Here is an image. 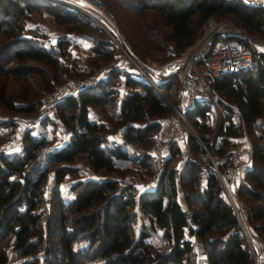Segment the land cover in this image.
Returning <instances> with one entry per match:
<instances>
[{"label":"trees","instance_id":"trees-1","mask_svg":"<svg viewBox=\"0 0 264 264\" xmlns=\"http://www.w3.org/2000/svg\"><path fill=\"white\" fill-rule=\"evenodd\" d=\"M136 3L139 13L152 12L154 24L168 28L159 36L162 42L159 48L172 43L173 56L196 41L200 28L211 15L228 16L231 26L264 36L263 11L244 5L240 0H136ZM42 8L49 9L54 22L66 31L91 40L92 55L87 56L93 68L90 73L119 53L94 21L66 6L48 0H0V37H3L0 74L21 79L16 99L5 97L3 87L0 88V104L5 109L36 113L41 93L64 78L59 55L68 54L69 37L46 47L28 35L32 31L24 27V17ZM252 56L257 58L253 72L249 66L234 76L216 77L212 81V88L227 114L226 123L215 136V140L219 139L217 146L207 143L208 137L203 131L208 124L196 118L205 116L206 105L196 103L186 113L211 150L225 181V169L231 163L230 148L234 146L232 138L241 131L240 125L231 120L234 106L240 110L242 121L249 125L264 114V53L251 48V61ZM121 75L114 71L76 95L64 97L58 106L57 118L71 131V136L63 146L43 154L44 168L37 166L42 161L40 150L45 141L29 131L22 137L20 153L0 156V264L7 260L8 246L14 248L19 257H29L25 264H39L34 255L45 245L46 239L44 212L38 207L43 202L41 190L49 166L55 171L56 184L67 173H80L78 166H72L78 157L94 171L125 175L128 168H117L113 162L114 158L124 157L120 147L102 145L107 132L121 131L125 137L141 139L149 146L158 118L172 111L146 81L127 73L123 74L126 93L118 100V90L113 85H117ZM235 81L237 86L233 85ZM165 86L168 94L172 92L176 99L175 79ZM88 104L99 106L103 115L90 118ZM106 112L108 114H104ZM132 121L146 125L137 129L131 125ZM187 144L190 155L196 157L200 145L194 134L187 135ZM251 151L252 165L243 173L237 196L247 207L246 216L241 219L249 236L264 243V141L253 142ZM200 156L206 159L203 152ZM179 159L180 150L173 140L170 155L152 190L136 192L132 182L118 187L116 179L87 178L72 183V195L61 203L58 219V240L63 254L60 256L52 247L44 246L43 259L49 261L47 255H51L65 260L66 264H84L78 257L80 252L73 247V241L82 235L87 239L86 253L91 252V257L98 260L96 264H187L190 252L189 240L184 238L187 230L204 241L214 264H253L248 236L220 179L210 170L202 182L200 167L186 162L179 170ZM139 163L150 175L152 167L147 154L142 155ZM178 173L188 210L182 209L178 202ZM237 210L240 213L239 207ZM138 217L142 223L136 227ZM157 228L163 230L165 243L158 237L155 242L150 240Z\"/></svg>","mask_w":264,"mask_h":264},{"label":"built area","instance_id":"built-area-1","mask_svg":"<svg viewBox=\"0 0 264 264\" xmlns=\"http://www.w3.org/2000/svg\"><path fill=\"white\" fill-rule=\"evenodd\" d=\"M51 1L69 7L94 21L116 44L119 53L86 77L73 82L72 88H69L71 83L64 82L44 92L39 100V108L33 116L13 121L11 130L0 142V156L18 151L22 146V137L27 131L31 135L44 139L42 150L46 153L66 144L71 132L64 131L58 125L60 121L57 118V111L60 102L66 95H76L79 91L106 79L112 72L119 71L123 79L125 76L123 74L127 73L131 77L146 81L158 96L167 101L172 108L173 117L168 122L164 121V117L158 118V127L151 133V143L146 148H143L141 139L127 138L124 135H109L107 144L119 146L124 154L123 158L136 164L139 163L143 154H147L152 167L147 184H154L169 157L171 142L178 139L181 166L183 167L186 162L197 164L200 167L199 178L202 182L211 170L224 186V178L217 167L216 159L188 120L186 113L196 103L205 104V116L196 118L208 125L210 118L217 119L214 133L208 138L207 143L215 139L224 122V111L218 95L212 88V81L216 77L234 76L247 69L251 63V48L256 38L237 27H226L217 20L215 15H211L202 25L200 36L180 54L161 62H143L116 40L114 34L117 32V25L114 16L101 0ZM240 1L244 5L260 8L264 16V0ZM172 79L176 81V103L169 99L165 86ZM131 125L134 128L143 129L146 124L136 121ZM189 133L194 134L200 145V152L196 157H192L189 153L187 144ZM104 144L105 142L102 143ZM202 152L206 155V159L201 158ZM119 159L121 158H114V161ZM45 163L46 161H42L38 168H44ZM251 165L252 151L242 144H235L231 149V163L225 169V176L227 178L240 176ZM51 177L55 181L54 170ZM177 179L179 180V173ZM188 240L190 252L187 264H214L206 252L204 241L195 232L190 234ZM252 255L253 264H263V261L257 263L254 252Z\"/></svg>","mask_w":264,"mask_h":264},{"label":"rangeland","instance_id":"rangeland-1","mask_svg":"<svg viewBox=\"0 0 264 264\" xmlns=\"http://www.w3.org/2000/svg\"><path fill=\"white\" fill-rule=\"evenodd\" d=\"M48 1L52 3H56L51 0H48ZM101 1L105 5V7L114 16V20L117 25V32L114 34V37L116 38L117 41H119L123 45V47L126 50H128V52H130L136 58L143 60L144 62H154V61L161 62L167 58L173 57L172 43H167V45L164 46V48L162 49L159 48L160 45L162 44L160 37L163 35V31L167 30L168 28H162L160 26H156V24H154L155 20L153 19L152 12L145 10L139 13V9H138L139 5L138 3H136V0H101ZM216 17H217V20L223 23L226 27L231 26L228 16L227 17L216 16ZM24 27L32 31L28 33V35L35 38L38 44L40 43L44 44L46 47L55 45V43L61 38L69 37L70 39V43L68 45L66 44V48H67L66 50L68 51V54L59 55V58L63 61L62 64L64 65V69H63L64 78L63 80L53 82V85L51 88H54L55 86L61 83H64V82H67V83L77 82L78 80L90 74L93 68H92L91 63L87 60V56L84 58V60L79 61L72 57V54H73L72 52H80V53L82 52L83 54L85 48L88 45L89 47H91L92 45L91 40L81 35H74L72 32L66 31L63 26L57 25L54 22L52 13L49 9L46 10L42 8L38 12L28 13L24 17ZM241 30L245 31L247 34L252 35L256 38L254 45L252 47L254 51L259 52V53H264V36L258 33H250L244 29H241ZM201 32H202V27L199 30L198 37L200 36ZM76 38H80L81 40L80 42L82 45H80V43L77 41ZM1 40H3V37H0V41ZM114 46L117 47L115 43H114ZM91 55H92V52L88 56H91ZM256 65H257V58L256 56H252V61L250 65L252 72L254 71ZM30 76H34V75H30ZM118 84L119 83H117V85L115 84L113 85V86H116L117 90H118ZM233 85L237 86L238 82L235 81ZM1 87H3V90L5 92V97L7 98L12 97L13 99H16L21 90V79H14L12 77H4L3 75L0 74V88ZM43 93H41V95L38 97L39 99ZM117 93L119 94V91H117ZM117 96L119 100L120 97L119 95ZM169 99L173 103L177 102V98L176 99L174 98L172 92L169 93ZM225 99L227 100L226 96H225ZM234 108L235 110L231 113V120L233 121V123L239 124L241 128V131L239 132V134L234 137L235 138L234 145L235 143L242 144L248 147V149H251V144L253 142L257 143L259 141H264V114L262 117H259L255 122L249 125L242 121L240 110L235 106ZM34 114L35 113H32V112L27 113V112L8 110V109H5L0 104V123H1L0 124V142L7 136L8 132L11 130L13 121L18 120V119L28 118V117L33 116ZM104 114H108V113L106 112ZM98 115L99 116L103 115L100 107L96 105L95 106L92 105V112H91L90 118H94V117L96 118ZM223 116H224V122L222 123V127L226 123L225 118L227 114L224 112ZM172 117H173V112L171 111L169 114L164 116V121L168 122L169 120L172 119ZM58 120L60 119L58 118ZM132 122L134 123L136 121H132ZM190 123L192 124L191 121ZM58 125L64 131L71 132L69 129H67L65 124L61 122V120H60V123H58ZM216 125H217V119H215L214 117L210 118L208 127L205 129V131H203L204 136H207L209 138L214 133V129ZM115 133L116 132H107L106 141L109 135H112ZM197 133L199 134V136L201 135L200 132H197ZM214 140L210 141L209 144L210 145L215 144ZM106 141H105V144L109 142V141L107 142ZM208 141L209 140H207V142ZM146 147L147 146L144 145L143 143V148H146ZM21 149H22V146L18 149L17 152L20 153ZM231 149L232 147L230 148V150ZM40 152L42 153L40 160L43 161V157H44L43 154L45 155L47 153L42 150V147H41ZM13 154L14 153L10 155H6V156H11ZM77 160H80V161H77ZM120 160H125V162L124 161L122 162V164H124L123 167H126L129 170L125 175H121V174L119 175L116 173L107 174L102 171H94L87 164L83 163L82 157L81 158L78 157V159H76V161L73 162L72 166L74 167L78 166L80 173L78 175H74L70 173L65 174L63 180L59 184H56V182L51 177L52 171L54 170L53 167L52 166L48 167L47 178L44 184L42 185L43 187L41 190V198L43 202L40 205V207H38V209H41V211L44 212L43 213L44 215L42 217V222H43L45 239H46L45 245H43L39 249V251L34 255V257H37L39 259V264H66L65 260L58 259V258L54 259L51 255H47V258L49 261L44 260L43 259V248L44 246L52 247L55 253H57L58 255L61 256V254H63V251L61 247L59 246V240H58L59 238L58 237V229H59L58 219H59V214H60L61 203L68 200L72 195L71 193L72 183H75L79 179H87V178L116 179L119 183L118 187H121L122 185L132 182V184L135 185L136 192L143 191L141 185H142V181H144L145 179L144 177L141 176L139 171L133 168L136 163L129 162L127 159H124V158H121ZM42 161H40V163ZM117 168H120V167H117ZM130 168L132 170H130ZM145 173H146V170H145ZM12 177L17 178V175H13ZM137 177L138 179L140 177L141 180L135 179ZM51 184H53V187H51ZM141 223H142V220L140 217H138V223L136 224V227L141 226ZM255 238H256L255 241L259 242L264 247L263 241L257 237ZM9 240L10 239H8V242ZM153 242H155V240ZM86 245H87V239H84L82 235H78L77 238L73 241V247L80 252V253L78 252L79 259H81L84 264H96L98 260L91 257V252L86 253ZM82 256H84V258ZM28 258L29 257H26V256L19 257L17 255V251L14 248L8 246L7 260L5 261L4 264H25V260Z\"/></svg>","mask_w":264,"mask_h":264},{"label":"crops","instance_id":"crops-1","mask_svg":"<svg viewBox=\"0 0 264 264\" xmlns=\"http://www.w3.org/2000/svg\"><path fill=\"white\" fill-rule=\"evenodd\" d=\"M76 39L80 43V45H82L81 42H80L81 41L80 38H76ZM83 47H85V46H83ZM91 52L92 51L90 50V47L88 45L85 48L83 54H82V52L81 53L80 52H72L73 53L72 54V57L75 58L76 60L82 61V60H84V58L86 56L90 55ZM118 83H119L118 84V91H119V94L118 95H119V97L121 99V98L124 97V95L126 93V87L124 85V79L121 78ZM72 85L73 84L71 83V85L69 86V88H72ZM87 107L89 109V116H90L91 115V112H92V105L91 104H88ZM120 133L121 134H119V132L118 133L116 132L115 134H112V135H115V136L123 135L122 132H120ZM232 139L234 140L235 138H232ZM218 140H219L218 138L215 140L214 146H217L218 145V143H219ZM175 142H176L177 146L179 147L178 139H176ZM235 144H237V143H235ZM247 149H248V147H247ZM169 155H170V153H169ZM119 161L118 160L114 161V159H113L114 164L117 167L122 168L124 166V164H122V162L123 161L125 162V160H120L119 159ZM133 168H135L137 171H139V173L141 174V176L144 177V179H145L144 180L145 182L142 181V185H141L142 190L143 191L144 190H152L154 188L156 182L154 184H147V179H148L149 175H147L145 173L144 166H142L140 163H137V164L134 165ZM177 168L179 170L181 168H183L181 166V164H180V159H179V161L177 163ZM242 178H243V174L240 175V176H235V177L227 178L226 181L224 180V186H223V188L225 190V193H226V195H227V197L229 199V202L233 206V208L236 211L237 216L239 217V219L241 220V222H242L241 216L242 217H245L246 216V213H247V207L243 204V202L237 196V191H238V188H239V186H240V184L242 182ZM92 179H96V178H92ZM135 179H138V177L135 178ZM139 179L141 180L140 177H139ZM177 183H178V202H179V204H180V206H181L182 209L188 210V206H187L186 201L184 199L183 189L179 186V180L178 179H177ZM237 207H239L240 213L238 212ZM242 225H243L244 230L246 231V234L248 236V240H249V243H250V247H251L252 254L254 252V257L256 258L257 263L262 262L264 260V247H263V245H261L259 242H256L255 241L256 238L254 236L253 237H250L249 234H248V232H247V230H246V228H245V226H244V224H243V222H242ZM162 232H163V230L161 228H157L156 235L152 236L150 238V240L151 241H154V240L156 241L157 240L156 238L158 237V238L161 239V241L163 243H165L166 241L162 237ZM184 234H185L184 235V238H186V239H189L190 238V234L188 233L187 230H185Z\"/></svg>","mask_w":264,"mask_h":264},{"label":"water","instance_id":"water-1","mask_svg":"<svg viewBox=\"0 0 264 264\" xmlns=\"http://www.w3.org/2000/svg\"><path fill=\"white\" fill-rule=\"evenodd\" d=\"M124 129H125V127L122 128V130H124ZM219 131H220V130H219Z\"/></svg>","mask_w":264,"mask_h":264}]
</instances>
